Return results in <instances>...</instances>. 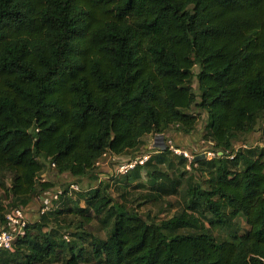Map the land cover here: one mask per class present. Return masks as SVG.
<instances>
[{"label":"trees","instance_id":"trees-1","mask_svg":"<svg viewBox=\"0 0 264 264\" xmlns=\"http://www.w3.org/2000/svg\"><path fill=\"white\" fill-rule=\"evenodd\" d=\"M192 110L221 156L174 152L172 178L165 142L123 175L127 188L142 171L157 182L144 203L184 187L181 211L145 217L125 188L119 201L102 182L71 183L0 264H264V147H235L264 121V0H0L1 226L55 187L44 161L79 184L105 154L135 158L148 135L192 134ZM67 214L81 221L64 227Z\"/></svg>","mask_w":264,"mask_h":264},{"label":"rangeland","instance_id":"rangeland-1","mask_svg":"<svg viewBox=\"0 0 264 264\" xmlns=\"http://www.w3.org/2000/svg\"><path fill=\"white\" fill-rule=\"evenodd\" d=\"M199 68L195 67V72H198ZM193 88L196 90L197 88V80H194ZM194 114H201L199 117V126L192 134H184L182 132L176 131V129H170L165 137L162 135H148L144 140V145H147V148L141 146L137 151L138 154L142 153H154L159 154L161 147L164 146V143L167 142L170 145V150L172 153L167 155V161L165 164L161 166L163 172H167L172 178L177 177L181 170H183V166H179L178 158L175 155L174 151L171 147L187 152L189 155L199 154L202 152H207L211 150L209 144L204 140L203 136L205 134V126L207 122L206 113H199L198 110H192ZM264 131V121L261 122L257 127L255 132L243 138V141L236 143L235 147H244L247 146H260L262 142H264L263 137ZM163 138V139H162ZM135 153H131L130 156L121 157L119 160H114L111 157H106L100 161V164L97 165V175L94 174L93 177L89 179H85L80 182L81 188L86 191H90L91 189L99 186V182H102L104 186L107 187L110 194L117 200H121V191H118V187L125 188V190L129 191L130 195L128 196V203L132 207H138L139 204H143L138 211L143 216L150 215L152 218L163 219L169 218L173 216L175 213L182 210L184 206V195L185 189L184 187L181 189L179 194L171 195L165 197L161 201L157 202H148L144 203V196L152 191L153 187L156 186L157 182L152 181L148 175H146L145 171H142V177L136 178L132 181V185L128 188L126 187V179L125 176L118 173L119 165L127 160L134 159ZM153 154V155H154ZM171 161L174 163V167L171 168L169 165ZM45 164V171L47 173V179L55 183V187L52 188L49 192H47L46 197L41 196L34 200L27 208H25L27 218L30 222H36L40 217L41 208L47 203H50L53 206V211L56 210V198L59 193H61L66 187H68L71 183L77 182L76 178L70 175H60L55 168L51 167L49 164V160L43 162ZM178 168V169H177ZM177 169V170H176ZM186 170H191L190 168H185ZM180 170V171H179ZM132 176L133 174H129ZM199 178V177H198ZM197 178V180H198ZM139 184H142L144 187L141 188ZM137 186V187H136ZM121 188V189H122ZM79 205L81 207L85 206V199H80ZM62 223H60L64 227L69 228V224L73 221L80 222L81 219L79 217H75L73 215H62L60 217ZM241 232H245L249 229V226L240 218L239 220ZM50 226H57L56 220L52 217V221ZM74 228V227H72ZM89 230H92L97 234L98 237L104 239L107 237V230L101 226L98 220H94L90 226H87ZM59 264V263H58ZM61 264V263H60ZM94 264V263H92Z\"/></svg>","mask_w":264,"mask_h":264},{"label":"built area","instance_id":"built-area-1","mask_svg":"<svg viewBox=\"0 0 264 264\" xmlns=\"http://www.w3.org/2000/svg\"><path fill=\"white\" fill-rule=\"evenodd\" d=\"M264 137V131H263ZM261 146L264 147V142L261 143ZM171 149L178 155H184L191 162L195 156L189 155L187 152L171 147ZM223 154L221 151H212L209 150L207 152H202L197 154V156H205L208 159L219 157ZM111 157L114 160H119V158H113L109 154H105L104 158ZM151 157V153H143L134 159L127 160L119 165L118 173L121 175L127 174L129 171L133 170L137 165H143L149 158ZM103 158V159H104ZM100 164V162L98 163ZM54 166V165H53ZM190 168V165L188 166ZM71 191H80L81 186L78 183H72L70 185ZM53 210V206L50 203H47L41 208L40 215L46 212H51ZM29 222L27 218V214L24 208H15L13 209L6 217V224L0 225V249L12 250L13 242L16 237L22 235L25 231L27 223ZM68 238V235L65 236Z\"/></svg>","mask_w":264,"mask_h":264},{"label":"crops","instance_id":"crops-1","mask_svg":"<svg viewBox=\"0 0 264 264\" xmlns=\"http://www.w3.org/2000/svg\"><path fill=\"white\" fill-rule=\"evenodd\" d=\"M146 139V138H145ZM144 148H147V145H144ZM157 152V151H156ZM61 176L63 175H68V174H60ZM43 177L44 178H46L47 177V173L46 172H44V174H43ZM47 179V178H46ZM43 197H46V195H43Z\"/></svg>","mask_w":264,"mask_h":264},{"label":"water","instance_id":"water-1","mask_svg":"<svg viewBox=\"0 0 264 264\" xmlns=\"http://www.w3.org/2000/svg\"><path fill=\"white\" fill-rule=\"evenodd\" d=\"M162 139H163V138H162ZM164 144H165V143H164ZM200 157L204 158L205 156L202 155V156H200Z\"/></svg>","mask_w":264,"mask_h":264}]
</instances>
